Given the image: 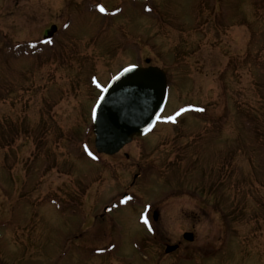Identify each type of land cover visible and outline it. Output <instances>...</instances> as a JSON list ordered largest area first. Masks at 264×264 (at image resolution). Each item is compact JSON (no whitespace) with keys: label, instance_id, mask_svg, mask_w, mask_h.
Instances as JSON below:
<instances>
[{"label":"rangeland","instance_id":"rangeland-1","mask_svg":"<svg viewBox=\"0 0 264 264\" xmlns=\"http://www.w3.org/2000/svg\"><path fill=\"white\" fill-rule=\"evenodd\" d=\"M147 61L158 127L98 153ZM0 264H264V0H0Z\"/></svg>","mask_w":264,"mask_h":264},{"label":"water","instance_id":"water-1","mask_svg":"<svg viewBox=\"0 0 264 264\" xmlns=\"http://www.w3.org/2000/svg\"><path fill=\"white\" fill-rule=\"evenodd\" d=\"M167 97V76L160 68L122 71L105 89L93 114L97 152L113 156L135 137L147 135L161 116ZM185 238L192 240L193 235L186 234ZM177 248L169 246L166 252Z\"/></svg>","mask_w":264,"mask_h":264},{"label":"snow or ice","instance_id":"snow-or-ice-1","mask_svg":"<svg viewBox=\"0 0 264 264\" xmlns=\"http://www.w3.org/2000/svg\"><path fill=\"white\" fill-rule=\"evenodd\" d=\"M97 7L99 8V11H100L101 13H106V12H107V9H106L103 5H98ZM148 11H151V9L149 8ZM65 27H67V25H65ZM47 43L50 44V43H53V41L48 40ZM135 67H137V66H136V65H131L129 68L125 69V71H131V70H132L133 68H135ZM93 79H95V78H93ZM188 110H189V109H181V110H180L179 112H177L175 115L167 116V117H163V119H165V120H167V121L175 122L177 116L181 115L183 112L188 111ZM197 110H199V111H204V109H197ZM157 119L159 120V119H161V117H157ZM84 149H85V151L88 152V155H90V156L93 155V153L89 150V148H88L87 145L84 146ZM93 158H95V157H93ZM131 199H132V197H130V196H129V197H125V199L122 200L121 202L126 204V203H128V201H130ZM141 219L144 221L145 224H148V217H147V214H146V213H142V214H141ZM112 247H115V245H113Z\"/></svg>","mask_w":264,"mask_h":264},{"label":"flooded vegetation","instance_id":"flooded-vegetation-1","mask_svg":"<svg viewBox=\"0 0 264 264\" xmlns=\"http://www.w3.org/2000/svg\"><path fill=\"white\" fill-rule=\"evenodd\" d=\"M149 64H151V63H149ZM149 64H148V65H149ZM180 248H181V246L178 245V248H177L175 251H176V252H177V251H180ZM175 251H173V252H175Z\"/></svg>","mask_w":264,"mask_h":264},{"label":"bare ground","instance_id":"bare-ground-1","mask_svg":"<svg viewBox=\"0 0 264 264\" xmlns=\"http://www.w3.org/2000/svg\"><path fill=\"white\" fill-rule=\"evenodd\" d=\"M158 127V125H156L155 129ZM155 129L153 130V132L155 131Z\"/></svg>","mask_w":264,"mask_h":264}]
</instances>
